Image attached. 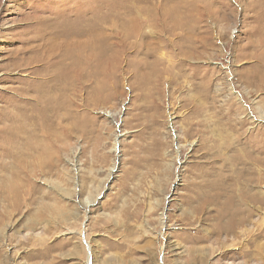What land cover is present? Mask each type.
Instances as JSON below:
<instances>
[{
	"label": "rangeland",
	"instance_id": "1",
	"mask_svg": "<svg viewBox=\"0 0 264 264\" xmlns=\"http://www.w3.org/2000/svg\"><path fill=\"white\" fill-rule=\"evenodd\" d=\"M260 53L264 0H0V181L38 166L32 205L14 188L8 262L87 264L89 245L94 264H246L220 258L233 237L198 241L180 215L223 153L248 155L264 246ZM214 133L235 142L224 157L207 155Z\"/></svg>",
	"mask_w": 264,
	"mask_h": 264
},
{
	"label": "bare ground",
	"instance_id": "2",
	"mask_svg": "<svg viewBox=\"0 0 264 264\" xmlns=\"http://www.w3.org/2000/svg\"><path fill=\"white\" fill-rule=\"evenodd\" d=\"M254 55L255 53L250 56ZM256 61L259 66H264V57L262 56V53L256 56ZM43 95H45V93ZM44 104V107H48L52 110V112H60V107L52 104L50 100L45 101ZM212 136L215 139H210L212 143L206 147L207 155L210 153L214 156V158H219L224 155V164L219 167L220 172H218L217 180L210 181L208 183L205 182L202 186H198L197 189L192 190V196L188 197V200L183 203L182 214L180 215L181 222L182 224L185 223L187 226L191 227V229L195 232L198 241H204L212 236L218 238V240H223V236L226 238L230 236L233 237L236 242V244L233 245L239 246L235 247L234 250H229V252L227 251L221 253L220 258L225 259L229 256L228 253L237 250L238 252H235V254L242 255L244 258H249V260L247 259L248 261L246 264H249L248 262H252L253 260L258 261V264H262V261L264 260V246L258 247L256 245V239L253 238L256 234H254L251 230V227L256 225L257 222L254 218L258 212L257 204L260 201L258 193L254 191L256 185L255 181L257 180L253 177V175H255V164L252 162H254L255 159H250V156L248 155H239L235 161H232L229 157L226 158V155L224 153L222 155L221 153L228 150L235 144V142H226L224 139L225 137L223 138L221 133H214ZM31 157L32 155L29 156V158ZM38 157L40 158V161H44L40 154H38ZM31 162L34 161L31 160ZM33 164L34 163L31 164L32 170H29V167L27 166L20 169L15 177L10 179L12 185L3 187L0 181L2 185H0V238L1 240L6 239L10 243L9 245H13V243L17 241L15 239V233H18L16 225L13 224L15 222L16 213L18 212L15 202L16 197H14L15 185H17V190L18 187H20L23 196H25L26 200L30 202V205H32L35 200L36 193L32 194L29 184L31 176H33L32 174L38 167L37 164L34 166ZM229 165H231L233 169L229 170ZM3 177L5 176L3 175ZM3 177L2 179H5ZM18 182H22V184H18ZM26 182H29V185H25ZM239 186H242V188ZM92 195L93 192L89 194V198L86 200L87 203H90V197ZM125 210L128 211L127 208L123 209V211ZM48 211L49 207H45L38 213V216L42 219H47ZM138 211L139 208L135 206V210L133 211L134 217L139 216L140 212ZM49 212L50 214H55V216L57 215L59 218H63L64 220H68V217L74 216V218H76L77 216V214L71 213L64 207L60 208L59 212H56V210H50ZM162 222L163 221H161V224L163 225ZM6 228H12L10 230H12L13 233L9 237L5 235ZM128 230H130V228H128ZM241 238H244L247 241V245L238 242L241 241ZM84 246L86 245L84 244ZM4 247L6 246L0 241V264H10L8 262L9 257L6 256L7 252ZM77 247L79 249L81 248L80 245ZM86 255L88 260L87 264H94V253L89 245L86 247Z\"/></svg>",
	"mask_w": 264,
	"mask_h": 264
}]
</instances>
